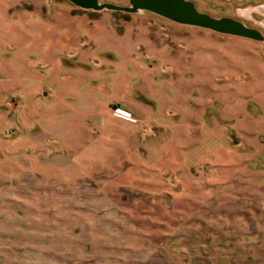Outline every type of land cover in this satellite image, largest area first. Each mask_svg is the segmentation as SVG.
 <instances>
[{
    "label": "rangeland",
    "instance_id": "obj_1",
    "mask_svg": "<svg viewBox=\"0 0 264 264\" xmlns=\"http://www.w3.org/2000/svg\"><path fill=\"white\" fill-rule=\"evenodd\" d=\"M191 1L264 37V0ZM25 19L48 27L36 51L19 48ZM78 26L80 39L57 37ZM134 41L128 62L119 48ZM80 54L92 92L61 98L57 118L50 93H26H57ZM143 72L155 81L131 98L151 120L91 117ZM0 264H264V41L147 12L0 0Z\"/></svg>",
    "mask_w": 264,
    "mask_h": 264
},
{
    "label": "crops",
    "instance_id": "obj_2",
    "mask_svg": "<svg viewBox=\"0 0 264 264\" xmlns=\"http://www.w3.org/2000/svg\"><path fill=\"white\" fill-rule=\"evenodd\" d=\"M26 16H24L25 18ZM75 18H73L72 20H74ZM26 21V19H25ZM24 21V22H25ZM23 26L20 27V30L18 31L19 33V48H24L25 52H32V51H36V49H38L39 46L37 43H35L34 45L31 44V42L37 41L38 39V35L39 33H43V34H47V26H39L35 23H29L28 21H26V23L22 24ZM60 26V25H59ZM78 28L79 30H70L69 28L66 29L65 31L59 32L60 34H58V38L66 41L67 43L69 42H73L77 39H80L79 35H76L77 33L80 34L81 36V31L79 26L75 27ZM54 32V31H53ZM75 33V35L73 34ZM83 36V34H82ZM135 41L133 42L132 46L134 45ZM153 43V42H152ZM152 43H148L146 44V46L148 47V49L153 48V44ZM131 48V49H130ZM129 49L123 50L122 48H119L120 52H121V56L125 59L128 60V62L133 61V47L130 46ZM136 49H139V47L135 46ZM57 53V50H56ZM131 61H130V60ZM77 63L76 66H72V68H70V71L72 72V82H67L66 83H60V88L57 91V93H53L51 88H46V87H36L34 89H32L30 92H27L26 94H29L30 96H35L37 95L36 91L41 92V94H48L50 93L52 97L56 98V105H54L53 103L51 104V113L54 114V116L56 115L57 118H59L64 110L61 109V105L58 104L59 100L61 98H70L72 95L74 96V92L76 91H81L84 88L86 90H88L89 94L90 92H92V90H90L87 86V82L86 79L89 77L88 73L86 72L85 69V64H87V55L86 54H80V56H77L76 59ZM110 60V59H109ZM57 65H60V62L57 60L56 61ZM16 64L20 67V65L22 64H27L28 62L23 58V56L19 55L18 57H16ZM103 61L99 63V67H101L103 65ZM98 67V66H97ZM25 73H27V69L24 70ZM27 75H29L27 73ZM26 75V76H27ZM28 78L31 77V75L27 76ZM120 82H114L115 86V94H119L118 98H114V96L106 99L103 103H100L99 105L95 106V110L93 113H91V117H93L96 120H101L104 121L103 118H105L106 121L110 122L111 124H119L121 126H128L129 128H131L133 125L129 122L123 121V120H119L116 119L114 117H112L111 113H110V107L113 104H117L120 106L121 109L131 113L137 120H144V119H150L151 118V112L148 108H142L138 103H137V99L132 100L131 95L133 94H137L139 93L138 90H140L139 88V84H141L140 82H142V84H151V82L153 83L155 81L154 77L152 76V73H146L143 72V74L137 75V76H125L122 79H119ZM113 89V88H112ZM52 102V101H51ZM109 110V113H108ZM67 112H69L67 110ZM151 120V119H150ZM144 122V121H143ZM136 126V125H134ZM160 127V126H158ZM122 136V134H121Z\"/></svg>",
    "mask_w": 264,
    "mask_h": 264
},
{
    "label": "water",
    "instance_id": "obj_3",
    "mask_svg": "<svg viewBox=\"0 0 264 264\" xmlns=\"http://www.w3.org/2000/svg\"><path fill=\"white\" fill-rule=\"evenodd\" d=\"M66 1L84 11H111L127 14L147 12L182 26L199 28L216 34L234 36L255 42L264 41V37L258 30L249 28L242 22L232 18H215L200 12L188 0H128L127 6L99 3L98 0Z\"/></svg>",
    "mask_w": 264,
    "mask_h": 264
},
{
    "label": "built area",
    "instance_id": "obj_4",
    "mask_svg": "<svg viewBox=\"0 0 264 264\" xmlns=\"http://www.w3.org/2000/svg\"><path fill=\"white\" fill-rule=\"evenodd\" d=\"M112 116L129 123H136V120L132 117V115L121 108H114L112 110Z\"/></svg>",
    "mask_w": 264,
    "mask_h": 264
},
{
    "label": "flooded vegetation",
    "instance_id": "obj_5",
    "mask_svg": "<svg viewBox=\"0 0 264 264\" xmlns=\"http://www.w3.org/2000/svg\"><path fill=\"white\" fill-rule=\"evenodd\" d=\"M99 1V3H100V0H98ZM188 1H190V2H192L193 4H194V6H195V8L198 10V8L196 7V4L193 2V1H191V0H188ZM127 2H128V0H127ZM81 10V9H80ZM199 11V10H198ZM201 12V11H200ZM204 13V12H203ZM207 14V13H206Z\"/></svg>",
    "mask_w": 264,
    "mask_h": 264
}]
</instances>
